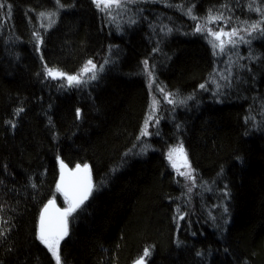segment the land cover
Instances as JSON below:
<instances>
[{
  "label": "trees",
  "instance_id": "16d2710c",
  "mask_svg": "<svg viewBox=\"0 0 264 264\" xmlns=\"http://www.w3.org/2000/svg\"><path fill=\"white\" fill-rule=\"evenodd\" d=\"M124 1L115 23L92 0H0V264H55L37 222L48 200L67 206L57 159L93 180L62 264H132L146 248L145 264H264V0ZM211 27L246 34L219 55ZM89 60L86 84L47 75ZM151 79L174 103L141 135ZM176 144L190 188L164 156Z\"/></svg>",
  "mask_w": 264,
  "mask_h": 264
},
{
  "label": "snow or ice",
  "instance_id": "6c2138e0",
  "mask_svg": "<svg viewBox=\"0 0 264 264\" xmlns=\"http://www.w3.org/2000/svg\"><path fill=\"white\" fill-rule=\"evenodd\" d=\"M93 2L97 5L99 8L101 4H103L104 8H109L113 4L116 7L121 6V0H93ZM57 3H59V0H57ZM3 5H0L2 7ZM62 6V5H61ZM103 10V9H101ZM189 14H191V9H189ZM41 16H45L44 13H40ZM54 15V13L52 14ZM195 19V17H193ZM223 19L222 16H213L211 13L209 14L207 18L208 23H214L218 20ZM54 23V21H52ZM259 27V24H252L250 26V31L249 34H251V31L257 30ZM202 28L200 25H197L196 31H201ZM170 31V30H169ZM209 34L215 38V40H219L220 43L217 45L215 42H213V48H219L221 52L224 51V46L225 43H230V44H235V40L232 39L233 37H237L238 32L236 29H232L230 32H225L223 29H221L219 32H213L209 30ZM34 35H36L34 33ZM227 37V41L221 40V37ZM39 36L37 35V40L39 41ZM240 39H243V37H240ZM214 55L216 54L215 52L213 53ZM145 65V71L148 72L149 76H151V72H149L148 69V62L144 61L143 62ZM96 65L92 63V61H88L85 66L82 68L81 72L78 75H66L65 73L62 72H55L52 69L47 70V75L52 77L53 79L56 78H64L67 80L68 86H80L82 84H86L87 81L83 79L84 75L87 73H91L89 76V79L95 80L97 78L96 76ZM100 70H103V66H100ZM230 75V73H229ZM224 79H227V77H223ZM203 88L204 85H201ZM163 91V89H161ZM191 97H189L190 99ZM170 103L172 101H169ZM157 101H153V105L150 106L153 110L155 111V105ZM23 109H17L16 114L19 115L20 112H22ZM80 112L79 109H77V117H79ZM152 116L149 115L147 117V120H151ZM147 120L145 123V128L141 130V135H148L146 128H147ZM15 125H13L14 127ZM176 154L180 159L183 160V166L188 169L187 172H180L179 169L177 168V165L175 162H173L172 166L174 168H177L178 174L181 176H185L186 179L192 180V169L191 166L188 164L187 161V155L184 152L183 145H179L177 148L170 150L169 152V160H173V155ZM61 167V180L57 184V190L62 192L66 198V200L69 201V207L64 209L62 212L57 209V212L59 213L58 219L56 220L55 224H53L49 218L47 217V212L48 208L50 206H54V201L50 200L48 202V205L45 206L44 211L41 213L40 217V225H39V231H38V239L39 241L48 249V251L51 253L52 257L55 259V264H62L61 260V255H60V241L64 239L68 235V221L67 217L70 216L74 211H76L77 208L80 207L81 204L85 200H87L88 196L91 194L92 191V184L90 180V176L88 175V165H84L83 169L80 168L79 165H77V168L75 170V173H82L83 175L81 176V179L79 181L78 187L76 191L70 195V191L68 190V187L66 186L65 183V169L66 166L63 164L61 161L60 164ZM35 187V185H33ZM191 189H189L190 191ZM227 195V193H225ZM227 211V209H225ZM183 217H181L182 219ZM0 235H3L2 232H0ZM150 255V250L145 249L144 250V255L137 260L136 264H144V258ZM197 255H201V253H197Z\"/></svg>",
  "mask_w": 264,
  "mask_h": 264
},
{
  "label": "rangeland",
  "instance_id": "374dc122",
  "mask_svg": "<svg viewBox=\"0 0 264 264\" xmlns=\"http://www.w3.org/2000/svg\"><path fill=\"white\" fill-rule=\"evenodd\" d=\"M92 2H93V0H92ZM129 4H132V3L127 2V1L125 2L124 0H121V6L120 7H116L113 4L109 8H104L103 4H101V6L98 9L100 11H102V12H106L107 14H109L111 22L118 23V22L122 21L123 17L125 16V13L129 11V8H130L129 7ZM101 9H103V10H101ZM219 28L220 27H217V28L214 27V28H212L213 30H211V31H213V32H219L221 30ZM222 29L224 31V28H222ZM230 31L227 30V32H230ZM208 32H209V30H208ZM247 33H248V31H247ZM245 34H246V31H244L242 34L238 33L237 37H233L232 39L235 40V44H237L238 41H241L242 39H240V37H243L244 38ZM208 36H209V39H210L209 41L212 44H213V42H215L217 45L220 43L219 40H215V38L213 36H211L209 33H208ZM227 39H228L227 37H224V36L221 37V40L227 41ZM235 44L225 43L224 51L223 52H221L218 47L215 48V51L218 52L219 55H221L223 53H227V51L229 49H231L229 47H231L232 45H235ZM97 70L98 69L96 68V70H95L96 73H97ZM90 75H91V73L85 74L84 77H83V79L88 82V80H90L89 79V76ZM58 79H63V78H58ZM149 88H150V90H151V92L153 94L152 101H154L155 100V97L157 96L156 97L157 99L155 101H157V102L159 101L158 103H160V102H163L165 104H173L174 103L173 100H172V98L169 96V94H167L164 90L161 91V89H158V87L155 86L154 82H152V79L150 80ZM169 101H172V102L170 103ZM156 106H157V103H156L155 107ZM155 114H156V112L154 111L153 112V115H151L152 116V119L151 120H147V128H146L147 133H148L149 129L153 125H155V123H154V121L156 119ZM179 145H181V144H176L175 146L169 147L166 150V153H165L164 156H166L167 162H168L169 166L172 168V170H173L174 174L176 175V177H179L182 180L183 185L185 186V188L186 187L190 188V185H192V183H193V179L192 180L186 179L185 176L179 175L178 174V171H177V168L179 169L180 172H187L188 171V169L183 166V160L180 159L178 157V155H176V154L173 155V160L172 161L169 160V152H170V150L177 148ZM173 162L176 163L177 168H174L172 166Z\"/></svg>",
  "mask_w": 264,
  "mask_h": 264
},
{
  "label": "water",
  "instance_id": "95a60500",
  "mask_svg": "<svg viewBox=\"0 0 264 264\" xmlns=\"http://www.w3.org/2000/svg\"><path fill=\"white\" fill-rule=\"evenodd\" d=\"M58 160V164H57V168H58V177H57V180H56V187H55V190H56V193H59V195L62 197V199L66 202L67 206L65 207H61L59 204L56 203V201L54 199H50L52 201H54V206H50L48 208V212H47V217L49 218V220L55 224L56 220L58 219V216H59V213L57 212V209H59L61 212L68 208L69 207V201L66 200L64 194L60 191L57 190V184L58 182H60L61 180V167H60V164H61V161L60 159H57ZM63 162V161H62ZM63 164L66 166V169H65V183H66V186L68 187V190L70 191V195L73 194L77 187H78V184H79V181L81 179V176L83 175L82 173H75V170L77 168V165L75 166H68L66 165L64 162ZM80 166L81 169H83V166L84 164H78ZM88 175L90 176V180H91V184L93 186V180H92V172H91V169H90V166H88ZM92 193V192H91ZM91 195V194H90ZM90 195L88 196L87 200L89 199ZM48 200L45 204H44V207L41 209V211L39 212V218H38V222H37V227H38V230H37V235H38V231H39V225H40V217H41V213L44 211L45 209V206L48 205V202L50 201ZM87 200H85L84 202H86ZM83 202V204H84ZM81 204L80 207L83 205ZM79 207V208H80ZM79 208H77L76 210H78ZM75 212V211H74ZM73 212V213H74ZM68 218L69 216L67 217V221H68ZM66 237H64L65 239ZM62 241V240H61ZM60 241V242H61ZM140 259V258H139ZM137 259V260H139ZM137 261L133 262L132 264H136ZM144 264H145V261H144Z\"/></svg>",
  "mask_w": 264,
  "mask_h": 264
}]
</instances>
